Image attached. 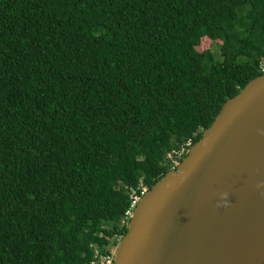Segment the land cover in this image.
I'll return each instance as SVG.
<instances>
[{
	"label": "trees",
	"instance_id": "obj_1",
	"mask_svg": "<svg viewBox=\"0 0 264 264\" xmlns=\"http://www.w3.org/2000/svg\"><path fill=\"white\" fill-rule=\"evenodd\" d=\"M263 73L264 0H0V264L110 254L130 190Z\"/></svg>",
	"mask_w": 264,
	"mask_h": 264
},
{
	"label": "water",
	"instance_id": "obj_2",
	"mask_svg": "<svg viewBox=\"0 0 264 264\" xmlns=\"http://www.w3.org/2000/svg\"><path fill=\"white\" fill-rule=\"evenodd\" d=\"M114 264H264V73L142 197Z\"/></svg>",
	"mask_w": 264,
	"mask_h": 264
},
{
	"label": "built area",
	"instance_id": "obj_3",
	"mask_svg": "<svg viewBox=\"0 0 264 264\" xmlns=\"http://www.w3.org/2000/svg\"><path fill=\"white\" fill-rule=\"evenodd\" d=\"M192 147V141H187L184 145H182L179 149H174L168 153L167 158L171 164V170H175L181 163L182 159L188 154L189 149ZM148 192V187L141 179L137 188H132L130 190V207L126 211L124 218L121 223L123 225H128L133 212L142 199V197ZM117 245H111L109 248L110 254H103L101 250L95 246V255L91 262V264H114V257L117 251Z\"/></svg>",
	"mask_w": 264,
	"mask_h": 264
},
{
	"label": "rangeland",
	"instance_id": "obj_4",
	"mask_svg": "<svg viewBox=\"0 0 264 264\" xmlns=\"http://www.w3.org/2000/svg\"><path fill=\"white\" fill-rule=\"evenodd\" d=\"M213 44H215V43H211V42H209V41H206L204 44H203V46L205 47V48H209V47H212L213 48V50H217V47L216 46H214ZM120 242V241H119ZM119 242H118V244H119ZM118 244H117V246H118Z\"/></svg>",
	"mask_w": 264,
	"mask_h": 264
},
{
	"label": "clouds",
	"instance_id": "obj_5",
	"mask_svg": "<svg viewBox=\"0 0 264 264\" xmlns=\"http://www.w3.org/2000/svg\"><path fill=\"white\" fill-rule=\"evenodd\" d=\"M186 157V156H185Z\"/></svg>",
	"mask_w": 264,
	"mask_h": 264
}]
</instances>
